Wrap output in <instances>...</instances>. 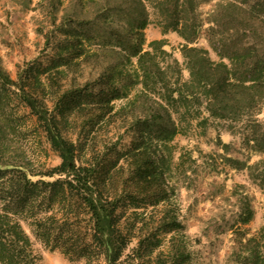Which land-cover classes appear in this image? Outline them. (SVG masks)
Returning <instances> with one entry per match:
<instances>
[{
  "label": "trees",
  "instance_id": "16d2710c",
  "mask_svg": "<svg viewBox=\"0 0 264 264\" xmlns=\"http://www.w3.org/2000/svg\"><path fill=\"white\" fill-rule=\"evenodd\" d=\"M48 1L56 24L60 4ZM203 2L125 0L101 10L104 14L140 4L142 16L133 25L137 34L127 37L117 51L124 67L137 60L134 73L113 66L85 83L71 77L82 66L83 56H98V52L78 49L71 16H64L58 31L72 39L67 37L66 45L21 68L17 80L0 58V264L39 263L24 224L46 249L60 251L72 262L190 264L186 226L169 180L174 171L184 170L186 162H197L192 151L183 149L174 168L171 163V143L178 135L188 134L193 122L204 135L210 119L240 125L245 158L221 155L220 160L233 170L247 171L264 190V0L216 1L207 14L206 33L219 61L196 45L203 27L197 8ZM147 6L163 18L165 35L172 31L183 39V64L167 49L166 39L153 40L144 49ZM243 36L250 38L243 40ZM50 44V38L46 39V45ZM136 85L142 89L128 99V90ZM121 99L128 102L115 111L114 102ZM15 100L36 118L61 160L59 165L36 170L12 147L10 138L22 118L11 108ZM125 109L133 115L126 129L131 139L123 149L118 148L122 135L106 152L86 159L79 138L65 135L75 122L81 126L80 134L88 137L107 117H121ZM229 147L222 145L224 152ZM206 163L212 171L218 169L216 160ZM240 205V224L247 226L254 210L244 193ZM233 241L232 263L264 264V227L255 234L238 227Z\"/></svg>",
  "mask_w": 264,
  "mask_h": 264
},
{
  "label": "rangeland",
  "instance_id": "374dc122",
  "mask_svg": "<svg viewBox=\"0 0 264 264\" xmlns=\"http://www.w3.org/2000/svg\"><path fill=\"white\" fill-rule=\"evenodd\" d=\"M216 1L219 0H204L197 8L203 27L196 45L208 49L211 59L219 61L210 48L206 33L207 14L213 9ZM124 2L125 0H56V4L60 5L56 13L57 22L54 24L48 0H0V58L3 67L17 80L21 68L37 58L45 59L46 55L58 46L66 45L63 41H66L67 37L72 38L68 34L65 35L64 31H58L59 24L64 16H71L74 21L72 33L78 49L89 54L98 52L97 57L83 56L82 66L76 68L70 74L71 77L77 76L80 83H85L97 77L104 69L113 66L124 72L134 73L137 60L134 58L133 64L124 67L125 60L118 59L117 51H120L119 47L127 37L129 39L131 35L137 34L133 25L142 16L140 4L125 5L123 11L110 9L101 14V10L106 6L115 7L116 4ZM131 2L128 1L127 4ZM147 11L149 25L144 30V49L148 50V45L153 40L166 39L169 43L167 49L183 64L184 59L180 53L183 39L172 31L165 35L161 24L163 18L150 6H147ZM100 16L101 18L96 19ZM80 22L82 24H79ZM48 38L51 40L49 47L46 45ZM249 38L243 36L242 39ZM188 76V72L184 70L183 78L187 79ZM68 83L69 81L65 85ZM141 89V85L131 87L128 90V99H132ZM128 99L115 101V111L124 108ZM47 102L50 106L53 105V99L49 98ZM11 108L22 117L20 126H17L16 133L10 138V144L16 148L18 155L32 162L39 171L59 165L61 160L58 154L49 145L30 110L17 100L11 103ZM137 113L140 112L134 114ZM132 115L125 109L121 117L113 120L107 117L88 137L81 135V126L73 122L66 128L65 135L71 140L79 138L85 146L83 156L86 159L98 157V153L106 152L122 135L123 141L118 148L123 149L129 144L131 134L126 129L130 126ZM239 126L229 121L210 119L208 131L204 135L193 122L188 134L178 135L171 143L174 146L171 162L173 168L178 163L183 149L192 151L193 159H197L196 164L192 161L186 162L184 170L174 171L173 178L169 180L175 189L173 201L177 205L180 219L186 226L192 255L190 264H234L230 260L234 231L240 227L255 234L264 227V190L250 179L247 171L233 170L220 160L221 155L245 158L243 149L246 145L242 135L238 134ZM223 144L230 145L227 152L223 151ZM206 157L210 160L205 159ZM213 160H216L218 169L212 171L207 167L206 161ZM189 167L192 171L188 173ZM243 193L248 196V202L254 210V218L247 226H242L239 219ZM126 212L130 213L129 210ZM24 228L31 237L34 253L39 257L38 264H87L84 260L69 261L60 251L52 252L46 249L35 239L27 224H24ZM132 246H135V243Z\"/></svg>",
  "mask_w": 264,
  "mask_h": 264
}]
</instances>
